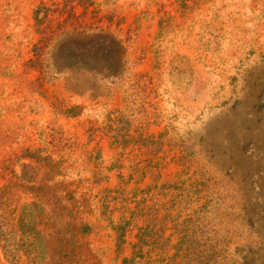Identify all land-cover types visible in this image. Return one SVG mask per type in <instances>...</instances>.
<instances>
[{"label":"rangeland","instance_id":"rangeland-1","mask_svg":"<svg viewBox=\"0 0 264 264\" xmlns=\"http://www.w3.org/2000/svg\"><path fill=\"white\" fill-rule=\"evenodd\" d=\"M92 1L0 0V264H122L106 190L183 150L219 264H264V0Z\"/></svg>","mask_w":264,"mask_h":264},{"label":"trees","instance_id":"trees-1","mask_svg":"<svg viewBox=\"0 0 264 264\" xmlns=\"http://www.w3.org/2000/svg\"><path fill=\"white\" fill-rule=\"evenodd\" d=\"M79 2L90 5L93 1L79 0ZM38 11L40 9H37V14ZM45 17L48 18V14ZM70 17L75 16L70 14ZM41 33L43 39L47 40L49 33L44 29ZM149 141L154 143L152 140ZM193 160L183 150L182 154L177 155V162L183 169L161 184L158 175L153 177V183L145 188L137 186L128 191L123 188L128 184L124 180L119 189L106 190L103 202L108 208L111 204L118 205L114 211H120L121 214L119 224L115 226L119 252L124 251L128 235L135 238V242L129 243L130 254L122 259V264H219L221 262V242L216 240L217 235L213 234L216 232L213 229L215 226L211 225L207 214L213 201L212 192L207 194L206 175L198 171L191 173ZM152 167L150 164V168ZM245 205L247 223L251 226L255 223L260 224L257 216L264 211L261 202L250 198ZM255 217L256 219L253 220ZM168 230L172 231L169 236L166 235ZM175 235L177 242L172 243L176 238ZM195 235L198 239H204L202 248L191 245L195 241L193 239ZM188 241L189 244L184 245ZM171 250L174 252L171 253Z\"/></svg>","mask_w":264,"mask_h":264}]
</instances>
